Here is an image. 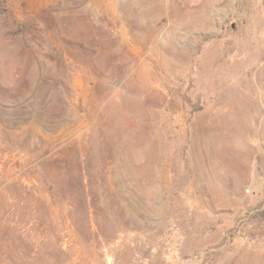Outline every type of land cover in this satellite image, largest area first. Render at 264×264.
I'll use <instances>...</instances> for the list:
<instances>
[{"label": "rangeland", "instance_id": "374dc122", "mask_svg": "<svg viewBox=\"0 0 264 264\" xmlns=\"http://www.w3.org/2000/svg\"><path fill=\"white\" fill-rule=\"evenodd\" d=\"M9 201L0 264H264V0H0Z\"/></svg>", "mask_w": 264, "mask_h": 264}, {"label": "trees", "instance_id": "16d2710c", "mask_svg": "<svg viewBox=\"0 0 264 264\" xmlns=\"http://www.w3.org/2000/svg\"><path fill=\"white\" fill-rule=\"evenodd\" d=\"M49 195L53 197V194L51 193V190L48 191ZM42 196V194L40 193ZM10 202V201H9ZM24 202V201H22ZM11 211L8 215L5 217L4 223H0L2 227V236H0V242L3 244L6 249L14 248L20 255H23L21 257H25L24 253L25 251H22V249L29 248V245L33 244H41L45 242H52L55 235L51 234V238L48 234V231L39 230V235H34V227L30 225V223L25 222V216L22 215L21 211L17 209L11 202L9 203ZM41 225L43 227L45 225L42 221H36V224ZM34 225V224H33ZM56 239L53 240V242ZM36 255V254H35Z\"/></svg>", "mask_w": 264, "mask_h": 264}]
</instances>
